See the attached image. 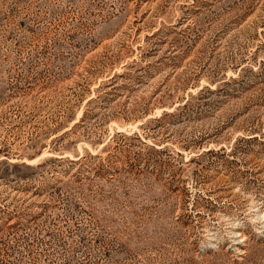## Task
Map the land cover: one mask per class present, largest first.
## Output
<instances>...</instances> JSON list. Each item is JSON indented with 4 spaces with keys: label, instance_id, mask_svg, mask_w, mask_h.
<instances>
[{
    "label": "rangeland",
    "instance_id": "374dc122",
    "mask_svg": "<svg viewBox=\"0 0 264 264\" xmlns=\"http://www.w3.org/2000/svg\"><path fill=\"white\" fill-rule=\"evenodd\" d=\"M0 264H264V0H0Z\"/></svg>",
    "mask_w": 264,
    "mask_h": 264
}]
</instances>
